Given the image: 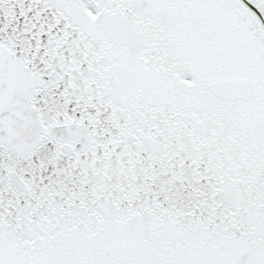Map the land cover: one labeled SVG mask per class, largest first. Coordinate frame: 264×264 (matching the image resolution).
Returning <instances> with one entry per match:
<instances>
[{
    "label": "snow or ice",
    "instance_id": "6c2138e0",
    "mask_svg": "<svg viewBox=\"0 0 264 264\" xmlns=\"http://www.w3.org/2000/svg\"><path fill=\"white\" fill-rule=\"evenodd\" d=\"M0 264H264V0H0Z\"/></svg>",
    "mask_w": 264,
    "mask_h": 264
}]
</instances>
